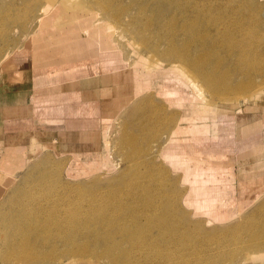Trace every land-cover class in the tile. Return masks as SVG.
I'll return each instance as SVG.
<instances>
[{
    "label": "rangeland",
    "instance_id": "obj_1",
    "mask_svg": "<svg viewBox=\"0 0 264 264\" xmlns=\"http://www.w3.org/2000/svg\"><path fill=\"white\" fill-rule=\"evenodd\" d=\"M184 16L210 34L219 56L207 72L216 64L222 67L229 91H210L195 68L171 56L170 27L182 26L178 21ZM51 30L68 34L59 37L68 43L53 42L46 32ZM42 42L55 43L61 62L93 58L94 64L102 50L109 63L121 61L134 75L142 72L144 83L148 72L160 69L172 74L177 86L170 87L167 101L157 79L152 87L143 84L127 107L107 120L111 168L95 165L104 146L78 153L41 150L24 157L26 151L11 153L1 145L0 159L10 156L0 167V264H29L22 259L35 261L31 264H113L93 254L95 243L83 235L75 243L61 239L86 217L95 224L101 211L109 222L124 218L134 227L130 233L120 229L130 240L118 247L130 250L125 258L130 264H245L249 253L264 251V246L253 245V239L264 237V164L253 160L241 168L234 158L239 150L237 114L247 116L250 103L256 106V112L249 111L255 118L264 112V0H0V59L21 53L31 58V47L44 48ZM216 114L226 124L214 125ZM202 118L209 125H201ZM206 128L209 142L203 146L197 138ZM230 132L233 137L223 140ZM200 159L208 166L231 168L236 187L219 189L216 178L215 185L204 181L209 175L197 171ZM240 178L249 186L246 191ZM253 198L257 200L245 204L246 209L240 206V199ZM213 199L229 207L228 213L215 214V207H209ZM198 200L208 208L196 205ZM21 244L42 254L54 247L55 252L44 261L20 259Z\"/></svg>",
    "mask_w": 264,
    "mask_h": 264
},
{
    "label": "crops",
    "instance_id": "obj_2",
    "mask_svg": "<svg viewBox=\"0 0 264 264\" xmlns=\"http://www.w3.org/2000/svg\"><path fill=\"white\" fill-rule=\"evenodd\" d=\"M46 32L52 33L50 36L54 37L53 42L55 41L56 44L60 40L68 43L66 40L68 38H59L69 36L68 34L56 35L53 34L54 30ZM55 43L51 46L52 42L51 44L42 42L41 45H45L44 48L31 47L33 53L31 58L24 56L23 53L17 58L1 57L0 149L2 145L3 148L10 149V152L26 151L24 157H28L41 150H53L59 154L78 153L80 150L97 151L104 146V153L102 152V155L95 160V165L96 168L100 166L111 168L114 163L111 157L110 124L107 120L113 119L127 107L131 98L136 96V92L145 86L152 87L155 79H157L159 93L167 96V101H170L169 73L160 69L151 70L147 73L149 77L147 82L144 83L142 72L137 70L134 75L131 70L121 64V61L109 63L107 54L103 56L102 50L101 56L96 57L101 61L96 60L94 64H91L93 58L88 60L80 58L78 62H61L59 56L53 51ZM66 63L68 65H64ZM163 73H166L164 77L166 82L160 79ZM247 107V116L237 114L236 119L238 137L235 141L237 148L239 145V150L234 158L236 165L239 164L241 168L247 164H253L248 163L253 160L254 163L260 161L264 164V137L260 138V135L264 134V119L261 118L264 117V112L255 118L256 114L249 112L251 108L255 110V104L250 103ZM223 117H218L216 114L214 117L216 121L213 124H217V121L226 124ZM201 122V125H209L207 119L202 118ZM205 130L207 128L201 129V136L197 138L202 142L201 145L209 142ZM228 137H233V132H230L229 136H224L223 140ZM233 140L234 138L230 142L234 144ZM9 156L7 153L0 159L1 168H3L1 166L3 161H7ZM198 163L202 167H198L197 171L204 176L209 175L203 177L204 181L214 183L212 179L216 178L219 189L223 187L231 190L236 187L231 168L218 164L208 166L205 159L198 160ZM81 168L86 170L84 164H81ZM239 182L242 184L243 191H246L245 187L249 188L243 182V178H240ZM256 200L257 198L240 199L239 204L244 208L245 204L252 205ZM210 204L215 207L213 211L215 214L228 213L229 207H221L218 201L214 200ZM246 263L264 264V260L256 259L254 262Z\"/></svg>",
    "mask_w": 264,
    "mask_h": 264
},
{
    "label": "bare ground",
    "instance_id": "obj_3",
    "mask_svg": "<svg viewBox=\"0 0 264 264\" xmlns=\"http://www.w3.org/2000/svg\"><path fill=\"white\" fill-rule=\"evenodd\" d=\"M162 5H163V7H161V8L166 10L164 4H162ZM178 22H184V24L182 26L180 25V26H177V27H170L171 28V37H169L168 40L170 41V44L173 45L172 50L174 52V53L171 52V54H172L171 56H175V58L179 59L181 62L188 63L193 68H195L196 71H197V75L204 81L205 86H207L210 91H216V92L218 90H228L229 91V89H231V85H230V83L227 82V79L222 77L223 76V72L221 70L222 67L220 68V66H218L216 64L215 68L213 67L212 70H210V72H207V71H209L208 67H209L210 63L213 61V58H214V60L217 61L219 54H217L218 53L217 50H213V48H211L214 43L210 39V34L203 33V30H205L204 29L205 27L201 26L200 23H197V20L191 19V18H188V17H185V16L183 18H181V20L178 21ZM177 25H179V24H177ZM165 39H167V38H165ZM178 46H180V48L177 49ZM172 76H173L172 74H169L170 78H168V81H170V87L171 86L175 87V86H177V83L175 81V78H172ZM229 79L232 80L231 77ZM162 80L165 81V78H163ZM242 86H244V85H242ZM177 88H180V86L177 87ZM171 92H175V91H171ZM203 201L198 200V201L195 202V204L196 205L197 204L198 205H203L202 208H208ZM210 205H212V204H210ZM209 207H212V206H209ZM156 216H157V214H156ZM7 217H8V215H7ZM3 218H5V217H3ZM211 219H213V218H211ZM94 220H95V222H94L95 224L92 225V223H91V222H93L92 219H90L88 217L82 219V221L80 222L82 224H80V226L78 228L73 229L72 231H68V232L64 231L65 233L63 235H61V239L62 240L64 239V242L67 240L68 242L71 241V242L75 243L76 240H77L78 235L79 234L83 235L84 237H86L85 238L86 241H89L91 243H95V247L92 248L93 249L92 250L93 254L96 253L97 255L101 256L102 258L107 257L108 260H110V262L113 263V264H130L131 261H128V260L125 259L126 257H128L130 255V250L126 249V248L121 249V248H118V247L120 245H122L124 242H128L130 240L129 238L123 237L121 235L120 229L124 233H130L131 230H133L134 227L132 228V227L128 226L127 223H126L127 221H124L125 220L124 218H122V219H120L118 221L115 219L117 222H109L108 218H107V214L104 213L103 211L99 212L97 214V216H95ZM3 221H8V220L4 219ZM22 221H24V220H22ZM67 221H68V219H67ZM75 221H77V220H75ZM34 222H35V220H34ZM22 223L23 222H20L18 224L19 227H21L20 224H22ZM9 225L10 224L5 223V225H2V226H9ZM39 231H40V229H39ZM28 233H30V231ZM260 233L262 234V230H261ZM260 233L259 234L257 233V235H260ZM58 234H59V232H58ZM33 237H35V236L33 235ZM38 239H40V238H38ZM48 239H51V238H48ZM151 239L155 242V239H153V238H151ZM34 240H36V239H34ZM29 242H28V244H29ZM253 243H251L249 246H252V244L253 245L256 244V245H259V246H264V237L258 236L257 238L253 239ZM47 244H48V241H47ZM101 244H105V245H101ZM84 245L87 246V243L86 244L83 243L81 246H84ZM28 248H26V244H21L20 245V247L18 248V251L20 253V255H18V256H19L20 259H22V257H29L30 256L33 260L40 259L41 261H44L43 259H46L47 258L46 256L51 254V252L52 253L55 252V247L52 248L50 253H44L43 252V254H42L41 251H39L38 248H35L33 246H32V249H30V248L28 249ZM116 249H117V252H116ZM221 253H223V252H221ZM88 254H89V252H88ZM239 256H240V254H239ZM248 256H249V259L247 260L248 262H250V261L254 262V260H256V259H264V251H256L255 250V251L249 253ZM14 257L15 256H13V259H14ZM91 257H92V255H91ZM240 257H242V255ZM243 257H245V256H243ZM9 260H11V259H8V261ZM22 260L27 262V263H29V264L35 262V261H27V260H24V259H22ZM216 263H217V261H213L212 264H216ZM243 264H244V262H243ZM246 264H248V263H246Z\"/></svg>",
    "mask_w": 264,
    "mask_h": 264
}]
</instances>
